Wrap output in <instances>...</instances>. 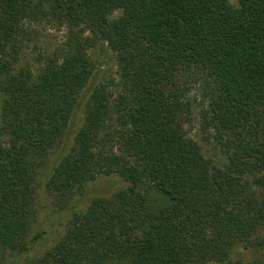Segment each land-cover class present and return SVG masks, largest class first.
Instances as JSON below:
<instances>
[{
  "label": "trees",
  "instance_id": "obj_1",
  "mask_svg": "<svg viewBox=\"0 0 264 264\" xmlns=\"http://www.w3.org/2000/svg\"><path fill=\"white\" fill-rule=\"evenodd\" d=\"M40 24L67 29L62 48L16 68ZM104 46L117 77L95 84ZM195 85L220 161L184 128ZM59 143L47 190L124 184L74 212L42 264H264L231 257L264 248V0H0V262L28 248L32 180Z\"/></svg>",
  "mask_w": 264,
  "mask_h": 264
},
{
  "label": "rangeland",
  "instance_id": "obj_2",
  "mask_svg": "<svg viewBox=\"0 0 264 264\" xmlns=\"http://www.w3.org/2000/svg\"><path fill=\"white\" fill-rule=\"evenodd\" d=\"M229 2L234 6L238 5V0H229ZM36 29L37 36L35 40L25 45L16 67L22 66L32 73L37 71L44 57L62 48L67 33L65 27L51 24H40L36 26ZM105 48L104 46L101 50L97 47L89 51L93 59L95 56L100 55L101 60L100 63L96 64L94 74H92L95 84L107 83L110 79H116L117 77L114 60L110 58L111 54ZM202 93L201 86L195 85L190 89L188 93L191 102L188 113L189 121L185 122L184 128L187 134L200 144L206 157L211 158L213 161H220L225 156V148L216 142L213 137L215 133L213 128L206 131L204 127L202 114L207 110V100L204 99ZM81 117L82 113L79 119L76 120L77 125L68 129L67 139H64V143L66 142L68 145L72 143V135L81 123ZM64 147L59 143L40 157L41 160L31 184L34 218L27 230L28 248L14 254H7L0 264H42V255L63 236L74 212L84 210L94 196H106L124 184L121 179H116L113 176L99 175L94 181L88 183L82 192L79 190L70 195L61 196L56 192L47 190L44 185L46 176L58 160V156ZM251 180H253V177ZM231 257L232 259H240L243 262H264V248L239 242L232 249ZM207 264L217 263L211 260Z\"/></svg>",
  "mask_w": 264,
  "mask_h": 264
}]
</instances>
